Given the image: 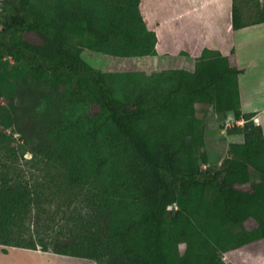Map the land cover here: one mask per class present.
<instances>
[{"label":"trees","instance_id":"16d2710c","mask_svg":"<svg viewBox=\"0 0 264 264\" xmlns=\"http://www.w3.org/2000/svg\"><path fill=\"white\" fill-rule=\"evenodd\" d=\"M140 1L0 0V244L98 264H226L224 252L264 238V134L241 110L242 69L210 48L194 70L104 71L84 59L86 48L156 54ZM245 16L233 0L235 29L264 10ZM198 104L245 119L229 129L244 141L229 144L227 165L210 160ZM6 128L23 140L19 156L59 159L86 205L53 240L17 231L39 195L13 178Z\"/></svg>","mask_w":264,"mask_h":264},{"label":"crops","instance_id":"0c3cea01","mask_svg":"<svg viewBox=\"0 0 264 264\" xmlns=\"http://www.w3.org/2000/svg\"><path fill=\"white\" fill-rule=\"evenodd\" d=\"M140 11L148 28L155 31L157 43L156 54L137 57L138 60L155 59L158 66L137 70L148 73L171 68L194 70L196 59L205 48L219 50L229 57L232 65L242 69L239 74L241 110L254 114L253 119L264 134V21L235 29L232 23L233 0H141ZM172 63H176L175 66ZM213 105H203V108L207 111ZM215 109L214 115L224 126L218 128L214 123L206 124L205 148L210 160L219 157L212 147H220L225 142L228 148L232 142L244 141L242 133L230 132L232 127L226 125L227 119L235 118L234 113ZM228 157L226 165L230 155ZM215 193V190L208 189V198L213 199ZM0 248L3 256L23 254L28 264H32L27 260L31 259L29 254L34 256V264H98L92 258L42 249L2 244ZM223 256L226 264H264V238L224 252Z\"/></svg>","mask_w":264,"mask_h":264},{"label":"rangeland","instance_id":"374dc122","mask_svg":"<svg viewBox=\"0 0 264 264\" xmlns=\"http://www.w3.org/2000/svg\"><path fill=\"white\" fill-rule=\"evenodd\" d=\"M240 1L244 7L246 21L256 18V10H264V0ZM82 55L90 64L104 71H128L141 68L149 70L158 66L155 59L141 58L138 60L139 58L137 56H115L88 48L84 49ZM172 64L175 66L176 63ZM211 93L213 95V89ZM0 101H2L3 104H7V100L4 98H0ZM198 107L199 109H203L204 118L207 120L205 122V134L208 133L206 124L214 123L218 128L224 126L220 118L214 115V109L217 107L213 105L212 108L208 107L207 111L204 110L203 105L198 104ZM6 132L14 133V139L11 140L10 145L5 146L7 147L5 150L8 152L11 150L14 152L16 151L12 153V155H14L12 157V174L15 175V172L18 173L20 178L24 176V183L27 182L29 187L33 190V193L35 192V195H39V197H37L38 202L33 203L28 215L18 221L17 231L22 233L24 239H30L32 236V238L37 241H39L40 238L44 239V241L53 240L55 236H59L61 230H69L75 221V212L77 210L84 212L86 210V205L76 194V189L70 190L72 187L68 184V177L65 175L66 169L63 168L64 165L59 159L55 161L39 159L33 162L31 158L34 159L35 156L33 157L32 153L29 151H26L24 156H19L20 151L16 149L20 147L23 140L17 132H13L12 128H6ZM224 143L222 146L220 145V147H212V149L215 148L217 150L216 153H218L219 156L214 159L212 155V163L226 165L228 162L229 154ZM16 176L17 175L13 176V178ZM208 189H210L211 192L214 191L212 187ZM255 223L254 219H250L246 222V227L250 228L254 226ZM37 247L41 249L40 244H38ZM181 247H183V245ZM29 255L31 259L27 258V260L34 264L35 260L33 254ZM13 263L28 264L23 254L13 253L7 256L0 254V264Z\"/></svg>","mask_w":264,"mask_h":264},{"label":"built area","instance_id":"2783aa9c","mask_svg":"<svg viewBox=\"0 0 264 264\" xmlns=\"http://www.w3.org/2000/svg\"><path fill=\"white\" fill-rule=\"evenodd\" d=\"M10 61H13L12 57L11 56H8L7 57ZM245 122V119L244 118H241V119H227L226 120V125L227 126H230V127H233V126H236V125H243Z\"/></svg>","mask_w":264,"mask_h":264},{"label":"water","instance_id":"95a60500","mask_svg":"<svg viewBox=\"0 0 264 264\" xmlns=\"http://www.w3.org/2000/svg\"><path fill=\"white\" fill-rule=\"evenodd\" d=\"M169 208L171 209L172 208V205H169Z\"/></svg>","mask_w":264,"mask_h":264}]
</instances>
